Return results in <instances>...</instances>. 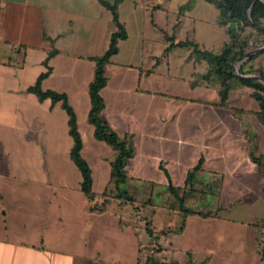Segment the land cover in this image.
<instances>
[{"label": "crops", "instance_id": "obj_1", "mask_svg": "<svg viewBox=\"0 0 264 264\" xmlns=\"http://www.w3.org/2000/svg\"><path fill=\"white\" fill-rule=\"evenodd\" d=\"M117 12L127 36L119 41L118 52L105 67L107 83L101 89L104 100L102 114L118 135L132 134L135 150L139 147L152 150L166 146L164 159L159 160L158 164L164 160L165 164L169 166V136L173 131H177V127L176 124L164 126L162 118L156 115L155 110H167L165 101L172 98L177 102L184 101L183 103L187 102L188 105L195 107H208L207 111L209 112L210 108L216 107L207 103L218 102V98H209L207 91L210 88L205 86L190 87L193 73L191 48L175 47L166 51L165 48L169 42L165 39V35L173 36L176 40H192L200 48L213 52H219L223 43L228 40V35L224 28L218 24L219 11L217 7L207 0H122L117 7ZM158 12L165 15L163 26H159L154 21ZM169 15L170 21H168ZM179 27H181V32L175 33L174 30ZM154 29L159 30L160 40L146 37L155 33ZM114 30L115 26L110 11L98 0H0V118L3 115H7L6 119L12 116L9 119L12 123L18 117H21L24 123V118H26L25 124L28 131L25 143L23 141L18 143L16 140L10 139L9 146L14 147L13 152L0 150L1 161L2 157L16 153L19 146L26 147V158L29 157L30 161L40 154L42 156L45 154L48 159L51 138L56 140L57 137V123L61 121L63 127L64 123L67 126V114L60 103L51 106L50 100L39 101L34 94L26 92V88L35 82L41 72L45 71L42 61L46 58L49 50L55 49L57 53L48 61L52 71L43 80L42 88L64 92L67 95L68 102L75 111L77 124L79 117L73 104H81V117L87 121L90 107L88 84L93 79L94 72V62L91 57L100 55L106 50L109 37ZM152 41L158 45L163 44L165 55L177 48L185 50V60H190L192 71L187 79L180 76H175V78L185 82L191 92L197 91L198 96H206L204 99L171 95L157 89V83L168 75H163L155 67L149 65L144 67L143 65L147 58L148 62H151L152 57L155 58L151 54L147 55L149 51L145 53V43ZM119 56L122 57V61L117 60ZM11 58L16 61L11 63ZM21 62L22 64L19 65ZM60 62H63L67 68L68 66L77 68L79 77L82 74V68L86 71L87 79L84 81V86L78 88L79 92L75 93L76 77L68 74L66 69L59 71ZM251 64L255 67L260 66L264 70V52L251 61ZM30 65L34 67L31 68ZM49 81L53 82L52 86L47 85ZM234 92L247 95L238 91ZM247 96L249 97V95ZM177 105L179 106V104ZM256 105L258 107L257 102ZM195 109L194 107L191 109L190 107L175 108V113L188 110L193 112ZM257 109L254 106L248 108V110ZM211 125L205 128V136L208 138L204 144L207 153L203 167L208 160L207 157L210 159L219 158L222 162L226 161L233 165L227 173L228 175L243 174L247 170L246 168L241 169L243 165L240 166L238 163L246 161L253 164L247 158L248 142L242 124L237 136H234L233 128L224 126L221 130L216 131L214 125L213 128ZM3 127L0 123V129ZM19 128L22 126L20 125ZM65 131L71 139L68 134V126ZM64 141L66 142V138ZM178 143L179 141H176L175 145L180 146ZM189 143L191 142L189 141ZM71 145L72 139L67 151L68 159ZM257 146L258 151L260 150L259 153L264 155L260 149L258 134ZM202 156L204 157V155ZM197 157L199 156L197 155ZM143 163L146 164V160H143ZM253 166L259 174L257 167ZM208 171L219 172L224 177L227 172L217 168L208 169ZM28 173L8 171L0 166V264H136L139 257L138 249L140 246H144L139 240L129 239L130 243L125 247V250L129 251L128 257L124 262L118 259H110L106 263L102 260L99 261L101 255L116 253L118 256V252L120 253L122 248L113 250L112 246L106 247L104 243L88 244L90 235L91 239H102L108 233H113V230H107L106 221L97 219V217L106 215L112 206L102 212L91 211L87 201L86 207H79L81 215L88 214L94 219L90 218V220L84 221L79 219V210L73 211L69 204L65 205V209L58 206L57 210L51 212L49 201L51 192L40 185L43 184L40 182V177L29 176ZM3 180L12 183H23L29 180L30 184L36 186L24 189L2 187ZM261 183L262 179L260 186ZM78 189L80 191L79 182ZM52 194L57 195L56 191H53ZM219 215L209 218L189 215L186 217L182 231L176 232L178 227H169L167 232L169 235L183 234L186 231L188 219L197 216L203 220V225L209 221L212 225H217L218 228L234 225L240 228L244 227L247 229L246 233L237 235L228 233V235L227 232L221 231L216 234V237L213 238L214 241H211L210 244H202V246L200 244L196 247L188 245L185 249L183 248L182 261L176 255L177 249L172 241H169V247L161 245L165 249L162 254L167 257L179 258L180 264L186 262L187 252H190L196 259L208 258L207 264H264L260 251L261 246L256 243L255 229L252 226L263 215L250 219H221ZM161 233L162 231H159V244ZM120 239L124 241L123 237ZM231 243L239 245L234 247L231 246L233 245Z\"/></svg>", "mask_w": 264, "mask_h": 264}, {"label": "rangeland", "instance_id": "obj_2", "mask_svg": "<svg viewBox=\"0 0 264 264\" xmlns=\"http://www.w3.org/2000/svg\"><path fill=\"white\" fill-rule=\"evenodd\" d=\"M138 14L141 16L140 13ZM170 20L171 17L169 15L168 21ZM154 21H156L159 26H163L165 24V15L162 12L156 13ZM158 29H154L155 33H151L146 37L160 40V32ZM174 31L175 33H180L181 27ZM253 39L254 38H251V40ZM255 42H258V40ZM147 51H149L147 55L151 54L155 58L152 57L151 62H148L147 58L145 62H143L144 67H148L149 65L155 67L156 70L160 71L163 75H168V77L165 76L162 78L161 82L157 83V89H159V91L171 95L190 96L200 99L206 97H203V95L198 96L196 93L197 91L191 92L185 82L175 78V76H180L181 78L187 79L192 71L190 60H185L186 55L184 49L177 48L165 55L163 44L160 43L158 45L156 42L152 41L145 43V53H147ZM261 54L262 53H258V55ZM117 60L122 61V57L119 56ZM15 61L14 58H11V63H14ZM30 66L31 68L34 67L32 65ZM236 66L237 64L235 63L234 69L237 70L238 67L236 68ZM58 68L59 71L66 69L68 74L76 77L75 93L78 91L79 87L84 86V81L87 79V73L84 71V68H82V74H80V77L78 76L79 72L77 68L72 66H68L67 68L63 62L59 63ZM66 76L68 75L66 74ZM54 82L56 81L54 80ZM47 85L52 86L53 82L49 81ZM207 92H209V98L212 99L217 97L219 100L215 89H208ZM165 102H167V110H155V113L162 118L161 121L164 123V126L167 127L170 124H176L177 127V131H173L169 136V166L165 164L166 162L164 160L162 161V164L168 171L173 184L181 185L185 179L188 168L193 166L201 155H204V158L206 157L207 149L204 148V144L208 138L205 136V128L208 125L213 124L216 131L221 130L224 126L227 128H233L232 132L235 134L234 136H237V132L241 128L240 125L242 124L241 126H243V122H247L250 129L258 134L261 146L260 149L261 152L264 153V129L255 117L249 115L234 116L230 111L218 109L217 107L210 108L208 112V107H195L188 105L187 102L183 103L184 101L177 102L172 98L166 99ZM228 103L231 106L246 109L252 106L256 109L258 108L256 101L253 98L234 91L230 92ZM73 105L78 113V128L83 141L81 154L86 159L91 169L93 177L92 191L96 195L95 201H99L100 193L105 187L109 176L110 166L108 162L110 160L107 161L106 159H111L114 152L104 142L94 139L92 136L91 125L85 118L81 117V104ZM186 107H190V109L192 107L198 109L193 110V112L188 110L187 112L179 111L175 113V108ZM6 116L7 115H3L2 118H0L2 127L5 125L0 129V150L13 152L14 147L9 146L10 139L16 140L18 143L21 141L25 143L27 139L28 131L25 124L26 118H24V123L21 117H18V119L12 123L9 120L12 116L9 117V119H6ZM81 118L83 119L81 120ZM245 119L246 121H244ZM61 124V121L57 123L56 140L51 138L48 159L45 154L43 156L40 154L38 157H33V160L30 161L29 157L26 158V147L19 146L16 153L14 152L13 154L11 153L2 157V161L0 160V166L8 171H17L20 173L29 172V176L40 177V182H43V184L41 183L40 185L51 192V199H49L51 212L57 210L58 206H62L65 209V205L69 204V207L73 211L77 212L79 210V219L84 221L90 220L91 218L93 220L94 217H89L88 214L85 216L81 215L79 207L84 208L87 206V198L78 189L80 176L77 169L72 165L67 156L71 139L65 131L67 128L66 124L64 123V127L62 126L63 124ZM20 125L22 128H19ZM213 125H211L212 128ZM65 138L66 142L69 140L67 143L64 141ZM176 141H179L178 144H180V146L175 145ZM189 141L191 143H189ZM165 148L166 146L160 147V149L154 148L152 150L145 147L137 148L134 156L128 161L126 166L128 176L133 179H148L155 181L159 186V190L164 191L167 180L165 174L158 168V161L164 159ZM39 151H41V148H39ZM195 153H197L199 157H197ZM22 158H24V160H21ZM207 159L204 170L208 173H210L208 169L215 168L227 171L216 199L217 204L221 207V210L218 212V214H220L219 218L250 219L251 217L264 216V193L260 188V180L262 177L257 173L254 166L246 161H240L238 164H240V166L243 165L241 166V169L246 168L247 171H244L243 169V174L238 173V175H228L227 173L233 167L231 163H227L226 161L222 162L219 158L210 159V157H207ZM143 160H146L147 163L144 164ZM29 180L23 183H12L11 181L3 180L2 187L24 189L29 186H36L30 184L31 181L29 182ZM53 191H56V196L52 194ZM164 194L165 193H163V195ZM44 199L46 200V198ZM199 202L200 199L196 197L192 200L188 199L187 203L189 206H197L199 205ZM203 208L211 209V207L205 205ZM216 208L210 210V212H215ZM180 217L181 216L174 211L160 209L156 206H148L145 209L143 208L136 211L133 205H126L123 207L113 205L108 209L106 215L104 214L101 217H97L98 220L106 221L107 230H113V233H108V235L102 239H91L90 235L88 237V244L99 245V243H104L106 247L112 246L111 249L113 250L122 248V251L120 253L118 252V256L116 253L101 255L99 261L102 260L106 263L110 259H118L119 261L124 262L128 257L127 255L129 251H126L125 247L129 245V239L134 241L139 240L143 245L148 242L149 237L144 229V224L146 221H150L155 225L156 229L162 231L160 245L169 247V241H172L177 249L176 255L179 256L182 261L184 257L183 248L185 249L188 245L196 247L200 244L201 246L202 244H210L211 241H214L213 238L216 237V234L221 231L232 235L245 234L247 231L244 227H241V229L234 225H227L218 228L217 225H212L211 221L206 223V225H203V220L195 216L188 219V225L183 234L169 235L167 229H169V227H178ZM121 237H123L124 241L120 239ZM125 238H128V240H125ZM82 241L84 240L82 239ZM236 245L238 246L239 244ZM236 245L233 244L231 246L236 247ZM115 247L116 249H114Z\"/></svg>", "mask_w": 264, "mask_h": 264}, {"label": "trees", "instance_id": "obj_3", "mask_svg": "<svg viewBox=\"0 0 264 264\" xmlns=\"http://www.w3.org/2000/svg\"><path fill=\"white\" fill-rule=\"evenodd\" d=\"M111 13L115 30L111 33L106 50L97 56L91 57L94 62L93 79L88 84L90 107L87 114V122L92 126L93 137L104 142L114 152L109 162L110 170L106 186L100 193V201H95L92 191L93 177L88 162L81 154L83 147L82 138L78 130L75 111L70 106L67 95L52 89H43L42 82L50 74L49 59L57 53L52 49L47 51L46 58L42 61L45 71L41 72L35 82L26 88V92L32 93L39 101L50 100L51 106L60 103L67 114L68 134L72 139L69 151V159L77 168L80 181L79 188L89 202L91 211L102 212L109 206L120 207L133 205L136 211L148 206L174 211L180 215V223L176 232L183 230L186 217L197 215L201 218L214 217L221 210L217 204V195L224 179L223 174L204 170V157L201 155L197 162L188 168L185 179L181 185L172 183L168 171L159 162L158 168L166 176L164 191L159 190L155 181L148 179H133L127 174L126 166L134 156L132 134L118 135L103 116L104 100L101 89L107 83L105 67L111 58L118 52V43L126 38L127 33L123 23L119 20L117 7L122 0H98ZM213 3L218 11V24L222 26L228 35V40L223 43L219 52L202 49L192 40H176L173 36L165 35L169 42L165 48L170 51L175 47H190L193 64L192 80L190 87L205 86L217 91L218 102L207 103L224 110L230 111L234 116L252 115L264 128V84L257 80L241 77V75H259L264 77L262 67L251 64L258 54L246 58L238 67L237 74L233 71V63L246 51L259 48L264 45V0H207ZM251 38H254L251 40ZM258 42H255L257 41ZM25 51V50H24ZM264 52V49L261 53ZM24 53V52H23ZM24 59V55L22 56ZM22 62L19 64L21 65ZM231 91L246 93L257 104V110H248L231 106L228 103ZM162 96H168L161 94ZM180 98V97H175ZM191 101V100H189ZM243 132L248 142V161L257 167L262 177L261 190L264 193V155L258 152L257 134L253 132L247 122H243ZM163 193L165 194L163 195ZM209 196V198H208ZM198 197L199 205L189 206L188 199ZM209 206L211 209H204ZM217 207V208H216ZM215 212L210 210L215 209ZM255 229L256 243L261 246L264 260V216L252 224ZM144 229L149 237L148 242L138 249L139 257L136 264H180L177 257L163 255L165 250L159 244V231L150 221H146ZM206 259H196L190 252L186 253L184 264H207Z\"/></svg>", "mask_w": 264, "mask_h": 264}, {"label": "water", "instance_id": "obj_4", "mask_svg": "<svg viewBox=\"0 0 264 264\" xmlns=\"http://www.w3.org/2000/svg\"><path fill=\"white\" fill-rule=\"evenodd\" d=\"M264 49V45L259 47V48H256V49H253V50H250V51H246L242 56H240L234 63H233V71L235 74H237V70L234 69V64L236 63L237 67H239V65L246 59L248 58L249 56L251 55H254V54H258V53H261ZM241 77L243 78H246V79H251V80H257V81H260L261 83L264 84V77L262 76H259V75H252V74H247V75H241Z\"/></svg>", "mask_w": 264, "mask_h": 264}]
</instances>
